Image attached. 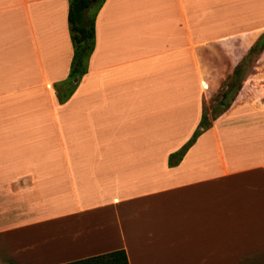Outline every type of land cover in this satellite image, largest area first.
<instances>
[{
  "label": "crops",
  "instance_id": "1",
  "mask_svg": "<svg viewBox=\"0 0 264 264\" xmlns=\"http://www.w3.org/2000/svg\"><path fill=\"white\" fill-rule=\"evenodd\" d=\"M67 9L0 0V264H264V53L178 157L264 0H104L59 101Z\"/></svg>",
  "mask_w": 264,
  "mask_h": 264
},
{
  "label": "trees",
  "instance_id": "2",
  "mask_svg": "<svg viewBox=\"0 0 264 264\" xmlns=\"http://www.w3.org/2000/svg\"><path fill=\"white\" fill-rule=\"evenodd\" d=\"M104 0H68V9H67V24H68V34L69 40L72 47V56L69 64V70L67 74L69 92L67 94L59 95L56 93V96L59 101H63L74 89L77 82L81 76L86 71L87 61L91 51L93 49V22L96 11ZM91 10L92 13L88 18L86 13L88 10ZM260 48H264V42H261ZM259 44V43H258ZM231 82L225 85L226 89L221 94L220 104L223 108L219 111L218 114L211 116L210 119L214 120L221 112H223L228 104H224V98L227 97L230 93L233 95L238 91L240 86V71L234 69L232 73ZM58 94V95H57ZM232 99V97H231ZM210 125V122L206 116L202 113L197 129L190 137L186 145L181 149L178 157L185 151V149L191 144V142L196 138L200 131L206 129ZM111 256H113L111 254ZM124 264L125 260H124Z\"/></svg>",
  "mask_w": 264,
  "mask_h": 264
},
{
  "label": "rangeland",
  "instance_id": "3",
  "mask_svg": "<svg viewBox=\"0 0 264 264\" xmlns=\"http://www.w3.org/2000/svg\"><path fill=\"white\" fill-rule=\"evenodd\" d=\"M92 11L89 9L88 10V13H86V16L89 18L90 15H91ZM262 21L260 20V23ZM263 26V25H261ZM258 40H257V43H255L256 41H254L255 44H253L252 46L250 45L248 48H245L243 49V54H244V57L243 59L237 63V66H235L231 72V74L216 88L214 87L211 95L209 97H207L205 99V106H203V110L201 112V114L203 113L206 118L208 119V121L210 122V117L211 116H214L216 114L219 113V111H221V108H223L222 104H220V100H221V94L225 91L226 87L225 85L229 82H231L232 80V73L234 71V69H237L240 71V82L243 80V77L253 68L254 66V58L256 55L260 54V53H264V49L261 50V48L259 47L260 44H262L261 42H264V27H261L260 30H259V34H258ZM259 43V44H258ZM219 64V63H218ZM224 64V63H223ZM68 80L66 79L65 81V89H64V93L62 94L63 96L65 94H67L69 91V86H68ZM262 84H260L261 86ZM59 94V93H58ZM57 94V95H58ZM235 95V94H234ZM234 95L233 93H230L227 97L224 98V104H228V106L230 105V103L232 102L233 98H234ZM232 97V99H231ZM228 108V107H227ZM226 108V109H227ZM209 127V126H208ZM207 127V128H208ZM5 210H9L11 211L12 209V205L10 206H1L0 205V208H3ZM13 214V212H11ZM6 219L4 221V224L7 223L6 221L8 220V222L11 221L12 219V215L11 214H6L4 216ZM3 257L0 258V262L3 261Z\"/></svg>",
  "mask_w": 264,
  "mask_h": 264
}]
</instances>
